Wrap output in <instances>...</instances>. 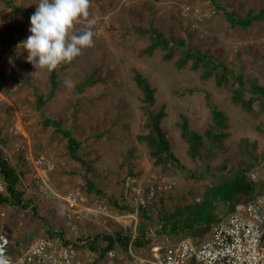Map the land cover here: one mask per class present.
<instances>
[{"label": "rangeland", "instance_id": "rangeland-1", "mask_svg": "<svg viewBox=\"0 0 264 264\" xmlns=\"http://www.w3.org/2000/svg\"><path fill=\"white\" fill-rule=\"evenodd\" d=\"M38 2L0 0V150L23 173L19 188L29 206L0 207V234L16 250H23L31 239H52L57 234L66 242L114 235L121 222L128 226L127 235L140 234L153 245L173 243L177 238L170 240L160 230L164 211L199 203L206 187L227 178L232 169L264 186L263 176L249 175L264 164V110L257 100L249 111L232 103L238 87L232 75L241 78L245 100L251 99L254 85L264 88V21L253 19L264 10V0H215V4L211 0H90L89 16L76 22L73 31L78 33L95 20L94 42L56 68L53 91L49 72H36L26 62L27 52L17 49L30 35L25 19L34 14ZM226 13L236 19L250 17L251 25L233 26ZM157 33L169 49L159 46L150 54ZM186 53L205 55L226 66L232 74L227 86L217 87L214 76L202 79L206 68L193 70V59ZM136 74L155 91L151 107L135 84ZM66 79L72 87L64 84ZM40 98L45 104H39ZM143 107L153 114L164 109L160 126L173 156L165 164H155L145 143L137 140L149 134ZM213 111L221 113L225 128L215 125ZM46 118L80 142L79 155L90 166L88 175L69 157L62 135L44 126ZM184 123L188 135L201 141L197 156L182 137ZM208 131L224 137L209 138ZM39 160L52 169L38 167ZM86 179L100 195L88 192ZM138 187L158 191L145 209L133 201L132 190ZM262 190L259 196H264ZM77 191L87 201L86 209L103 204L106 213L112 212L118 220L95 219L82 211L80 221L73 216L67 224V214L73 213L65 199ZM115 203L132 211H118ZM31 207L36 208V216ZM142 209L153 220L149 225L140 216Z\"/></svg>", "mask_w": 264, "mask_h": 264}, {"label": "trees", "instance_id": "trees-1", "mask_svg": "<svg viewBox=\"0 0 264 264\" xmlns=\"http://www.w3.org/2000/svg\"><path fill=\"white\" fill-rule=\"evenodd\" d=\"M213 4H215V0H211ZM9 6V3H7ZM18 11L24 14V10L22 8H18ZM227 20L233 26H242L247 28L251 25L252 19L250 17L246 19H236L232 14L226 13ZM253 19L263 20L264 21V10ZM25 24L30 25V18L26 17ZM161 49H169L168 43L163 39L161 34H156L155 38L152 37L151 45L149 48V52L151 54L157 47ZM171 54L169 53L166 57L170 58ZM186 58L193 59V70L198 69L199 67L206 68L202 79H209L214 76L217 87L227 86L225 83L227 81L228 76H231V72L228 68L222 64H215L210 58L207 56H201L200 54H191L186 53ZM185 62V60L183 61ZM49 72V81L51 90L53 91L57 87V71L52 70ZM232 77L236 80V84L238 87L233 91L232 103L239 104L247 111L251 109V106L255 100H257L261 104V109L264 110V88L259 86H253L249 93L252 94L251 99L245 100L242 98L244 94V90L242 87V80L239 76ZM136 86L140 89L142 94L144 95L143 101L145 102L147 107H151L154 103V89L149 85L147 80L142 76L136 74L134 78ZM234 85V83H232ZM43 98H40L41 105L45 104ZM40 107H38L39 109ZM146 111V127L148 129L147 136H139L137 140L140 142H144L149 150V155L152 159L155 160V164H165L166 159L173 157L169 155L170 145L168 141L165 139V135L161 131L160 123L165 117L164 109L161 108L156 114L151 113L149 108H144ZM213 118L215 125L222 129L225 128L223 118L221 113H217L213 111ZM45 127H54L55 131L62 135V137L67 142V152L69 157L79 164L83 169L86 175L89 174L90 166L87 162L83 160V158L79 155V149L81 144L77 141L69 131L63 130L60 128L58 122L52 121L46 118L43 122ZM182 137L190 143L192 155L197 156L199 153V149L202 144L201 141L197 139L196 136L188 135L186 124L184 123L182 126ZM207 136L212 139L221 140L224 136L213 135L209 131L207 132ZM196 138V139H195ZM247 154V153H244ZM250 158L253 159V156L250 155ZM23 173L18 171L15 167H13L10 162L3 156L2 151L0 150V178L3 181L4 192L0 193V207L1 206H14L19 207L20 209H26L29 206L24 202L23 196L24 193L20 190V182ZM86 187L89 193H94L96 195H100L101 192L95 189L94 185L86 179ZM262 183L253 182L251 178H248L246 174L240 170H233L227 176V178H221L219 183L212 184L206 187L204 193L201 196V201L195 204H185L181 207L174 208L172 211H164L162 216L160 217V230L161 232L168 237L170 240L177 238L176 240L191 237L193 239H202L206 233L209 231L212 225L216 224L223 215L229 214L234 210V208L241 203H247L254 200L260 193H262L263 188ZM119 204H114L118 211L123 212H131L132 210L129 207H121ZM33 214L37 215V210L35 207H31ZM145 209V208H144ZM142 209L140 212L141 218L148 225L153 221L152 218L146 215L145 210ZM140 232V230H139ZM141 233V232H140ZM160 234V232H158ZM126 232L118 233L115 235L108 234H100V236H93V238L89 237L86 241L89 245V249L100 252L104 254L108 250L115 249L116 247L120 249L122 253L126 252L128 247L131 245L132 248L136 250H142L146 248L150 249L153 244L149 241H144L139 234L140 237L132 244H130L131 234L127 235ZM55 236V235H54ZM55 237L62 243H70L66 242L61 234H57ZM45 238H50L47 236ZM93 239V240H92ZM30 239H28L29 241ZM92 240V241H91ZM32 241V239L30 240ZM25 242V245L30 243ZM34 241V240H33ZM77 242H81V240H77ZM76 248L79 245L74 244ZM9 250L11 254L15 253V247L10 244Z\"/></svg>", "mask_w": 264, "mask_h": 264}, {"label": "built area", "instance_id": "built-area-1", "mask_svg": "<svg viewBox=\"0 0 264 264\" xmlns=\"http://www.w3.org/2000/svg\"><path fill=\"white\" fill-rule=\"evenodd\" d=\"M36 165L46 166L47 171L52 169L49 163L41 160ZM132 191L138 208H146L158 192L141 187ZM65 201L70 209L68 211L73 213L67 214V224L71 223L73 216L76 221L80 220L82 211L95 217L104 215L113 221L118 220L106 213L102 204L86 209L84 204L87 201L78 191L70 193ZM74 208H80V212L72 211ZM121 224V230L125 231L128 226L125 222ZM138 237L132 236L130 244ZM10 244L9 238L0 234V254L6 255L10 264H264V196L238 204L232 212L212 225L202 239L186 237L173 243L166 240L147 251L136 250L130 245L124 253L116 247L101 254L90 250L86 241L64 244L55 238H41L30 242L23 250L15 249L16 252L11 254Z\"/></svg>", "mask_w": 264, "mask_h": 264}, {"label": "clouds", "instance_id": "clouds-1", "mask_svg": "<svg viewBox=\"0 0 264 264\" xmlns=\"http://www.w3.org/2000/svg\"><path fill=\"white\" fill-rule=\"evenodd\" d=\"M89 7L90 0H39L34 14L30 17V35L17 45V49L27 52L26 62L36 72L55 70L62 63L74 60L83 49L92 46L96 35L92 29L95 20H89L88 26L78 33L73 31L76 22L89 16ZM64 84L73 86L70 79H66ZM3 192L4 190L0 193ZM92 217L96 219L106 216ZM126 231L127 229H120L118 233ZM0 264H10L9 258L0 254Z\"/></svg>", "mask_w": 264, "mask_h": 264}, {"label": "water", "instance_id": "water-1", "mask_svg": "<svg viewBox=\"0 0 264 264\" xmlns=\"http://www.w3.org/2000/svg\"><path fill=\"white\" fill-rule=\"evenodd\" d=\"M254 173L264 177V164L261 165L259 168H256L255 171L251 172L249 175H252Z\"/></svg>", "mask_w": 264, "mask_h": 264}]
</instances>
